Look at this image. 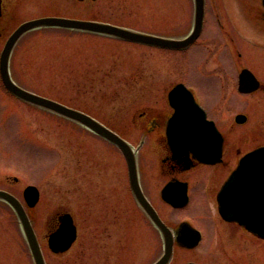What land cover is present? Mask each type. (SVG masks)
Returning a JSON list of instances; mask_svg holds the SVG:
<instances>
[{"label": "rangeland", "instance_id": "obj_1", "mask_svg": "<svg viewBox=\"0 0 264 264\" xmlns=\"http://www.w3.org/2000/svg\"><path fill=\"white\" fill-rule=\"evenodd\" d=\"M194 6V0H10L9 18L0 26L4 34L0 36V53L8 36L21 23L45 16L106 22L139 33L184 38L193 28ZM195 53V47L183 53L96 33L38 28L19 40L10 67L20 86L86 112L118 132L136 149L140 160L148 151L141 147L144 133L139 128L142 125L138 114L150 108L162 111L166 92L174 83L196 82ZM248 53L252 68L264 77V49H250ZM214 72L229 80L225 90L206 87L201 82L205 73L197 71V83L208 107L216 114L226 109L219 116L225 126L238 112L248 113L249 122L241 128L256 132L249 131V143L243 151L263 144L257 131H264V93L238 96L229 70ZM225 95L234 100H226ZM142 161L144 190L163 212L166 206L159 189L164 180L158 165L152 157ZM30 184L41 192L33 224L47 264H94L92 260L87 263L86 249L90 245L98 247L96 228L106 209H118L122 217H128L138 207L130 193L122 154L74 121L8 94L0 77V189L23 200V189ZM199 198V208H206L210 199L204 194ZM63 212L76 215L79 239L71 251L56 255L50 252L46 235L56 223L57 213ZM137 217L140 219V212ZM249 250V264H264V243L250 240ZM152 252L154 260L161 253L155 235ZM0 264H35L15 212L3 201Z\"/></svg>", "mask_w": 264, "mask_h": 264}, {"label": "flooded vegetation", "instance_id": "obj_2", "mask_svg": "<svg viewBox=\"0 0 264 264\" xmlns=\"http://www.w3.org/2000/svg\"><path fill=\"white\" fill-rule=\"evenodd\" d=\"M9 5L10 0H0V26L9 18ZM198 20L200 25L197 26L198 34L195 42L186 49L170 50L186 53L196 48L193 59L196 82L193 85L188 81L174 83L166 92V106L162 111L150 108L141 111L137 117L139 125H142L139 128L144 133V138L140 142L141 147H145V151H148V156L143 153L140 160L136 157L139 184L145 198L156 213V220L137 201L125 160L130 193L138 207L130 211L131 215L128 217L127 215L122 217L118 209L117 213L114 209H106L107 213H103L100 225L96 228L99 229L98 247L90 245L87 240L90 245L86 249L88 250L87 263L92 260L94 264H249L250 240L264 243V237L252 232L237 219L229 220L223 217L218 201L220 190L240 160L252 150L264 147V143L243 151L244 146L249 143V131L256 132L254 129L241 128L248 124L250 115L240 111L233 116V122L226 126L221 125L219 116L224 115L226 109L220 110L219 114L214 113L208 107L197 83V71H202L205 73L203 81L200 79L202 84L208 88L222 87L225 90L229 80L223 79V76L214 71L229 70L230 82L233 85L235 83L236 95L242 97L264 93V77L252 68L248 53L250 49L260 47L264 49V0H204L203 15L200 17L198 15L197 23ZM2 35L4 34L0 31V36ZM246 69L252 72L255 79L248 78L245 84L243 83L242 89L240 77ZM178 84H184L192 91L195 102L203 108L207 120L216 126L219 139L218 135L212 134L210 127H197L194 130L181 129L177 133L195 134L198 148L217 146L219 140L222 152L215 163L203 162L198 154L182 156L172 149L168 122L174 109L169 102V93ZM244 88L248 91H244ZM224 97L226 100H234V97L229 98L227 95ZM86 130L110 144L120 155L122 154L116 144L87 128ZM113 132L121 136L115 130ZM257 132H259V139L263 141L264 131ZM150 157L156 161L158 172L164 180L159 189V197L166 206L163 212L151 202L142 183V158ZM226 173H228L227 176L222 180ZM200 194L210 199L208 206L204 209L198 206ZM118 195V193L114 194L115 197ZM138 212H140V219L137 217ZM65 215H70L77 227V239L68 250L69 252L79 239L80 227L76 215L72 212L57 213L56 223L47 229L46 243L48 246L49 237L57 231L61 218ZM138 220L146 224H139ZM154 235L161 247V253L155 260L152 255ZM83 253L85 254L86 251L83 250ZM142 258L146 259L140 261Z\"/></svg>", "mask_w": 264, "mask_h": 264}, {"label": "water", "instance_id": "obj_3", "mask_svg": "<svg viewBox=\"0 0 264 264\" xmlns=\"http://www.w3.org/2000/svg\"><path fill=\"white\" fill-rule=\"evenodd\" d=\"M203 1L194 0L195 2V21L194 28L190 35L182 40H172L161 37H156L148 34L134 32L125 28L114 26L111 24L84 21L63 17H44L22 23L8 38L1 56H0V74L4 86L19 99L36 105L40 108L57 113L74 121L81 123L87 128L93 130L97 134L116 143L123 151L129 168V177L132 189L136 195L137 201L147 212L156 220V213L151 204L145 198L138 180L137 165L135 154L128 143L110 131L108 128L94 120L89 115L63 105L55 100L32 93L19 85L13 80L10 71V58L14 47L23 35L29 31L38 28H64L70 30H77L83 32L96 33L115 38H120L130 42L140 43L144 45H153L164 48L181 49L191 45L197 39L198 27L200 19L197 23V16L203 15ZM245 75V74H244ZM243 75V76H244ZM242 76V77H243ZM253 78V76L250 75ZM248 80V76L242 80V83ZM243 86V85H241ZM178 87V88H177ZM176 91H185V100L178 104H174L176 109L175 115L171 122V126L177 128L181 126V121L187 119V115L194 108L193 95L184 87L177 86ZM243 89V87H242ZM174 90V91H175ZM173 91V92H174ZM244 91L248 89L244 88ZM176 101V95L170 94V99ZM193 127V126H189ZM171 143L174 147L182 153V156H188L190 153H196L197 148L193 142L179 146L183 141L179 140L181 137L177 133L170 136ZM183 138V137H182ZM212 157H206L205 162H214ZM24 196L27 205L33 208L39 200V192L37 188L30 186L24 191ZM0 200L7 202L15 211L19 221L24 230L28 245L32 252L36 264H45L44 257L38 243L36 234L33 230L31 221L21 201L12 194L0 190ZM220 207L222 213L226 217L235 216L240 218L255 217V220L250 222L255 226L252 228L255 232L264 237V148L256 150L248 154L239 164L237 169L230 176L229 180L224 185L219 196ZM249 208V213H244L243 210ZM65 222V223H64ZM76 228L70 218H61V226L57 233L51 236L50 247L56 252L66 251L71 243L75 240Z\"/></svg>", "mask_w": 264, "mask_h": 264}]
</instances>
